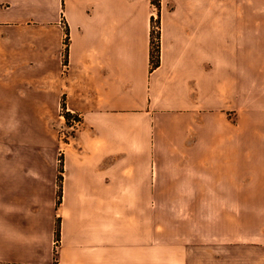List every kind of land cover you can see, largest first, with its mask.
Returning <instances> with one entry per match:
<instances>
[{
	"label": "crops",
	"instance_id": "0c3cea01",
	"mask_svg": "<svg viewBox=\"0 0 264 264\" xmlns=\"http://www.w3.org/2000/svg\"><path fill=\"white\" fill-rule=\"evenodd\" d=\"M157 2L0 0V29L67 27L85 118L60 185L0 165V264H264V0Z\"/></svg>",
	"mask_w": 264,
	"mask_h": 264
},
{
	"label": "rangeland",
	"instance_id": "374dc122",
	"mask_svg": "<svg viewBox=\"0 0 264 264\" xmlns=\"http://www.w3.org/2000/svg\"><path fill=\"white\" fill-rule=\"evenodd\" d=\"M67 33L65 26L47 24L25 25L22 32L0 29V35L18 41L12 49L24 51L23 64H8V73L0 76V165L28 169L40 179L55 165L59 185L66 152L85 140V118L69 109L58 85L59 52L65 63Z\"/></svg>",
	"mask_w": 264,
	"mask_h": 264
},
{
	"label": "trees",
	"instance_id": "16d2710c",
	"mask_svg": "<svg viewBox=\"0 0 264 264\" xmlns=\"http://www.w3.org/2000/svg\"><path fill=\"white\" fill-rule=\"evenodd\" d=\"M153 3L157 6L158 2L157 0H153ZM67 37L69 40V33H67ZM152 41H153V47H152V63H153V67L156 66L159 63V31L153 29L152 31ZM58 235H59V229L57 231Z\"/></svg>",
	"mask_w": 264,
	"mask_h": 264
},
{
	"label": "built area",
	"instance_id": "2783aa9c",
	"mask_svg": "<svg viewBox=\"0 0 264 264\" xmlns=\"http://www.w3.org/2000/svg\"><path fill=\"white\" fill-rule=\"evenodd\" d=\"M154 25H155V30H158L159 29V24L157 23V17H155V23H154ZM58 242H59V239L57 238L55 240V244L57 245Z\"/></svg>",
	"mask_w": 264,
	"mask_h": 264
}]
</instances>
